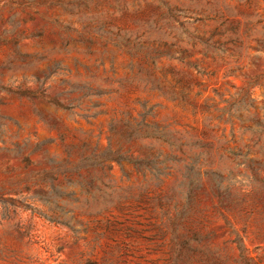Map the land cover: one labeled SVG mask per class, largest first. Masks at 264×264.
Returning <instances> with one entry per match:
<instances>
[{
	"label": "rangeland",
	"instance_id": "1",
	"mask_svg": "<svg viewBox=\"0 0 264 264\" xmlns=\"http://www.w3.org/2000/svg\"><path fill=\"white\" fill-rule=\"evenodd\" d=\"M54 1L0 0V264H264V0Z\"/></svg>",
	"mask_w": 264,
	"mask_h": 264
},
{
	"label": "trees",
	"instance_id": "2",
	"mask_svg": "<svg viewBox=\"0 0 264 264\" xmlns=\"http://www.w3.org/2000/svg\"><path fill=\"white\" fill-rule=\"evenodd\" d=\"M70 0H67V2H69ZM66 2H63L62 0H55L52 4H64ZM169 15H173V12L172 11H169ZM217 17H212V18H209V17H204L203 18V22L205 21H211V20H214L216 19ZM224 23H222L221 25H223ZM235 30V29H234ZM219 36H222V34L220 33V29L217 28L210 36L209 39L205 40L203 43H205L206 45H208V42L210 40H212L213 38L215 37H219ZM111 40V39H109ZM128 39H121V36H117V39H115L113 41L114 43V46H117V47H121L122 44H124L125 42H127ZM230 43L232 44L233 41L230 40ZM216 49V48H215ZM20 95H23V96H28V97H31V98H40V99H43L44 101H46L47 103L55 106L56 108L58 109H61V110H64V111H68V112H71L72 111V107L70 106H65L64 104H62L60 101H58L56 98H50L48 94L45 93V91H41V90H38L37 92H31L29 91V93H19ZM128 138H129V135H128ZM117 160H121V161H125L129 164H132L134 165L135 167H139V168H143L144 165H142L140 162H137L136 160H133L131 157H126V156H123L121 154V157L120 159H117Z\"/></svg>",
	"mask_w": 264,
	"mask_h": 264
}]
</instances>
